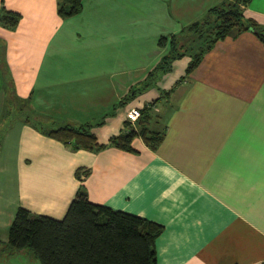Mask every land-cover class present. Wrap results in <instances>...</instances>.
<instances>
[{
  "label": "crops",
  "instance_id": "0c3cea01",
  "mask_svg": "<svg viewBox=\"0 0 264 264\" xmlns=\"http://www.w3.org/2000/svg\"><path fill=\"white\" fill-rule=\"evenodd\" d=\"M226 3L264 28V0H82L65 19L56 0H0L19 15L13 30L0 27V122L28 102L47 128L91 124L106 144L128 110L155 102L164 131L155 151L134 138L136 153L72 152L14 119L0 144V253L33 258L5 246L16 209L60 220L82 185L90 203L162 226L156 264H264V43L228 34L189 74L187 54L122 102L171 36Z\"/></svg>",
  "mask_w": 264,
  "mask_h": 264
},
{
  "label": "trees",
  "instance_id": "16d2710c",
  "mask_svg": "<svg viewBox=\"0 0 264 264\" xmlns=\"http://www.w3.org/2000/svg\"><path fill=\"white\" fill-rule=\"evenodd\" d=\"M248 1L240 0L241 5ZM81 7L82 0H56V14L61 19L78 14ZM18 20V14L0 9V27L13 30ZM244 31L251 32L264 43V28L243 18L237 5L226 3L208 10L202 22L189 25L184 32L168 39L166 54L138 84L139 87L136 85L129 90L122 102L133 99L148 87V83L168 71L173 60L189 54L191 59L186 67V74H189L216 41L228 34ZM164 43L165 38L157 40L159 47ZM195 48L197 51L193 52ZM23 106L28 107L27 110H23ZM154 106L155 102H152L138 110L139 116L133 126L125 120L122 131L109 138L106 144L97 143L91 124L65 125L41 133L72 152L97 153L113 148L136 153L131 147L134 138L140 139L148 150L155 151L164 131L162 127H157L161 117ZM8 111L7 108L5 113ZM10 111L13 119L19 115L25 124H41L38 117L33 118L29 112L28 102ZM87 175L88 170L84 168L74 171V177L79 182ZM162 230V226L148 220L90 203L85 188L80 185L60 220L31 214L18 207L7 228L5 246L10 253L29 251L39 264H156L155 239Z\"/></svg>",
  "mask_w": 264,
  "mask_h": 264
},
{
  "label": "rangeland",
  "instance_id": "374dc122",
  "mask_svg": "<svg viewBox=\"0 0 264 264\" xmlns=\"http://www.w3.org/2000/svg\"><path fill=\"white\" fill-rule=\"evenodd\" d=\"M16 120L17 121L20 120L19 115L17 116ZM13 121H14L13 117L11 116L9 117L8 115L1 120L0 122V144L2 140V133L5 131V128ZM36 125L37 127L42 128V129L47 128V126H44L43 124H36ZM48 127L49 128L47 129H51V126H48ZM24 252L28 253L27 251H24ZM0 264H39V263L37 260L26 256L25 253L18 252V253L13 254L10 257L0 253Z\"/></svg>",
  "mask_w": 264,
  "mask_h": 264
},
{
  "label": "built area",
  "instance_id": "2783aa9c",
  "mask_svg": "<svg viewBox=\"0 0 264 264\" xmlns=\"http://www.w3.org/2000/svg\"><path fill=\"white\" fill-rule=\"evenodd\" d=\"M139 116V111L137 109H130L125 115V120L131 125H134V122Z\"/></svg>",
  "mask_w": 264,
  "mask_h": 264
}]
</instances>
